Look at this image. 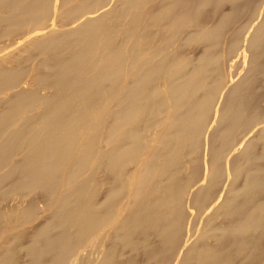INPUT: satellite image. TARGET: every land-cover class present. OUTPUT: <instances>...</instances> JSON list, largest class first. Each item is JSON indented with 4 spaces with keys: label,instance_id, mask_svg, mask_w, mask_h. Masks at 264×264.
<instances>
[{
    "label": "bare ground",
    "instance_id": "1",
    "mask_svg": "<svg viewBox=\"0 0 264 264\" xmlns=\"http://www.w3.org/2000/svg\"><path fill=\"white\" fill-rule=\"evenodd\" d=\"M0 264H264V0H0Z\"/></svg>",
    "mask_w": 264,
    "mask_h": 264
},
{
    "label": "rangeland",
    "instance_id": "2",
    "mask_svg": "<svg viewBox=\"0 0 264 264\" xmlns=\"http://www.w3.org/2000/svg\"><path fill=\"white\" fill-rule=\"evenodd\" d=\"M242 51V50H241Z\"/></svg>",
    "mask_w": 264,
    "mask_h": 264
}]
</instances>
